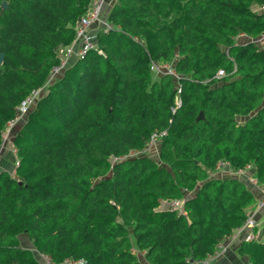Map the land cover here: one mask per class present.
Returning a JSON list of instances; mask_svg holds the SVG:
<instances>
[{
	"label": "trees",
	"instance_id": "1",
	"mask_svg": "<svg viewBox=\"0 0 264 264\" xmlns=\"http://www.w3.org/2000/svg\"><path fill=\"white\" fill-rule=\"evenodd\" d=\"M91 2L0 0V145ZM263 5L116 0L109 26L94 28L97 47L12 134L19 164L0 169V264H46L41 254L55 264H194L241 227L259 201L252 188L264 186ZM153 60L179 78L154 73ZM162 132L154 156L124 158ZM221 161L236 176L213 177ZM175 199L182 210L162 205ZM237 250L242 264H264V239Z\"/></svg>",
	"mask_w": 264,
	"mask_h": 264
},
{
	"label": "built area",
	"instance_id": "2",
	"mask_svg": "<svg viewBox=\"0 0 264 264\" xmlns=\"http://www.w3.org/2000/svg\"><path fill=\"white\" fill-rule=\"evenodd\" d=\"M108 2V0H92L90 4V8L86 14L80 17L77 25H76V37L75 40L68 45L60 47L58 51L59 56V63L52 67L51 69V75L48 79V82L53 81L56 76L60 75L63 70L69 65V63L77 59L79 57L84 56L89 50L94 49L97 47L95 39H96V32L94 28H106L109 26V23L106 19H104V6ZM261 10H264V5L260 7ZM244 36V34H243ZM255 41L259 45H264V32L258 36ZM150 70H152L156 74H170L174 76L176 79L179 78V75L177 74L174 66L172 63L164 62L160 63L157 61H151L150 63ZM225 75V72L223 69L219 70L217 73V77H222ZM38 89L33 92L32 94H37ZM46 93V92H45ZM31 95V94H30ZM29 95V96H30ZM28 96V97H29ZM26 98L22 104H24L26 101L29 102L30 99ZM18 114H16L15 118L9 121L6 125V128H12L16 125V123L19 120ZM4 130L3 134V142L0 145V154L5 147V143L8 140V128ZM165 132L162 133H154L148 142L147 149L154 145L156 146L158 142L161 140ZM14 149V152L16 153V149ZM19 164L18 160H15V166ZM227 170L231 172L230 164L226 161H221L218 166L217 170ZM14 173V171H13ZM238 174H247V170H239L237 172ZM250 182L252 184L259 186V180L255 176H249ZM184 199H175V200H166L162 202V205L169 208H176L182 210L183 208ZM261 210H264V198L259 199L257 205L248 211L247 218L244 222V224L237 228L233 234L230 236H227V239H222L215 248V251L210 254L205 259L197 260L194 262V264H209L210 262L214 261L215 259H218L221 257L228 249L229 245L227 240H233L236 237H238L243 232L246 233L245 240H252V239H260L259 238V232L258 230H255V228L260 226L259 220L257 219V214L260 213ZM42 259L47 262V264H55L51 261V259L45 255L41 254ZM82 259H73V258H66L61 264H83Z\"/></svg>",
	"mask_w": 264,
	"mask_h": 264
},
{
	"label": "crops",
	"instance_id": "3",
	"mask_svg": "<svg viewBox=\"0 0 264 264\" xmlns=\"http://www.w3.org/2000/svg\"><path fill=\"white\" fill-rule=\"evenodd\" d=\"M115 1L116 0H108V2L106 4L107 6H105V10L106 11L104 13V19H105V16L108 15L107 13L110 10V6ZM111 2H113V3H111ZM242 37H243V35H242ZM243 41H244V39H243ZM4 152H5V147L3 148V150H2V152L0 154V169L1 168L9 169L11 167V165H12V162H9L8 160L5 159V155L3 154ZM2 154H3V156L1 157ZM216 171H217V174L214 175L216 178L228 177L229 176L228 174L233 173L232 171L231 172L230 171H222V170H216ZM218 171H221L223 173H221V172L219 173ZM213 172L215 173V171H213ZM211 175H212V172H211ZM235 175H231V176H235ZM252 190L254 191V193L257 195V197L259 199L264 198V186H262V187H253ZM263 213H264V210H261L260 213L257 214V219L259 220L260 224H262L263 221H264V219L262 217ZM258 232H259L258 233L259 234V238L260 239H264V236L262 234V230L260 228L258 229ZM22 237H25L26 239L22 240ZM22 237H21V244L24 247H28L30 249L35 250L34 247H33L32 242L29 240L28 236L27 235H23ZM245 237H246V233L243 232L242 234H240L235 239L227 240L226 243H228V245H229L227 251L221 257H219L218 259H215L214 261L210 262L209 264H242V263H244L246 261V258L239 254L237 248H238L239 244L243 240H245ZM223 239H225V238H223ZM226 239H227V237H226Z\"/></svg>",
	"mask_w": 264,
	"mask_h": 264
},
{
	"label": "rangeland",
	"instance_id": "4",
	"mask_svg": "<svg viewBox=\"0 0 264 264\" xmlns=\"http://www.w3.org/2000/svg\"><path fill=\"white\" fill-rule=\"evenodd\" d=\"M113 3V2H111ZM257 8V7H256ZM244 37H240L239 38V41H243ZM245 40V39H244ZM59 76V75H58ZM57 78V76H56ZM56 78L51 81V82H45L37 91V94L33 95L31 94L28 98L30 99L29 102H25L24 104H21L20 106H18L17 108V114L19 116V120L18 122L16 123V125L14 127H12L11 129L8 128V140L7 142L5 143V152L3 153L5 155V159L8 160L9 162H14L16 160V153L14 152V149L13 148V144H12V138H13V133L14 131L17 129L18 126L21 125V123H23L29 116V114L31 113V111L35 108V106L37 105V102L39 101V99L45 94L44 92H47L49 86L56 80ZM44 93V94H43ZM6 128V129H7ZM156 146L152 145L150 146L148 149L146 148L145 151H132L130 154H128L126 157L124 158H132V157H136V156H139V155H142V154H145L147 153L148 155L149 154H153V156L156 154ZM3 154L1 155V157L3 156ZM117 160H119V158L117 157H113L112 158V162H116ZM12 166V165H11ZM222 171H227V170H222ZM219 173L221 171H218ZM223 173V172H221ZM230 173V172H229ZM217 174V171L215 170V173L212 172V176L215 177L214 175ZM229 176L231 175H235V173H230L228 174ZM242 176H246V174H240ZM221 176V175H220ZM236 176V175H235ZM246 178V177H245ZM245 178H242V180H244ZM26 239L25 237H22V240ZM34 252H36L34 250ZM37 254V252H36ZM37 257L39 258V254H37ZM47 264V262H45Z\"/></svg>",
	"mask_w": 264,
	"mask_h": 264
},
{
	"label": "water",
	"instance_id": "5",
	"mask_svg": "<svg viewBox=\"0 0 264 264\" xmlns=\"http://www.w3.org/2000/svg\"><path fill=\"white\" fill-rule=\"evenodd\" d=\"M2 7L3 8H7V3L3 2L2 3ZM5 59V53L4 52H0V66L2 65V63L4 62ZM204 118V114L203 111H201L197 117V120L203 119Z\"/></svg>",
	"mask_w": 264,
	"mask_h": 264
}]
</instances>
